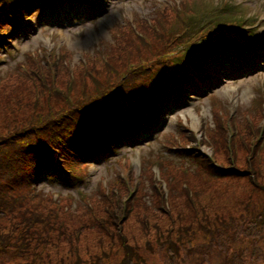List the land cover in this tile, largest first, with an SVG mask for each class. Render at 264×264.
Listing matches in <instances>:
<instances>
[{
	"label": "trees",
	"instance_id": "obj_1",
	"mask_svg": "<svg viewBox=\"0 0 264 264\" xmlns=\"http://www.w3.org/2000/svg\"><path fill=\"white\" fill-rule=\"evenodd\" d=\"M38 2L3 0L0 3V49L17 32L22 33V16L37 10ZM140 25L143 36L138 40L144 44L145 54L152 57L130 66L139 54L129 37L134 25L130 22L117 25L120 43L111 46L110 51L106 49L109 62L105 63V56L98 53L90 60L91 64H99L92 66L96 73L90 77L92 86L98 87L92 91L84 88L85 93L76 90V95L71 94L74 106L66 97L64 105L54 111L45 109L44 103L37 100L23 109L21 103L15 108L12 101L25 86L19 81V87L16 84L6 90L0 77V264H147L139 252V247L144 246L147 252L161 255L163 264H211L213 256L229 257L231 262L243 259L244 264L264 262V161L257 160L246 149L247 137L235 136L236 147L230 150L227 128L219 117L217 129L210 127L209 138L217 146L216 137L222 136L228 163H220L216 155L203 156L197 147L182 151L180 158L194 160L192 180L199 195L195 198L196 207L180 182L187 176L176 172L179 180L178 183L172 180L169 195L173 210L161 209L166 223H151L141 215H134L144 234L149 236L142 244L125 228L128 222L122 220L120 204L113 208L111 201L102 196L100 200L93 198L90 205L75 199L66 210L64 202L54 206L52 196L34 187L35 183L52 185L63 181L67 176L60 165L88 162L112 148L115 140L130 138L135 130L152 122L147 99L158 96L166 88L158 86L159 79L154 77L161 71L166 74L174 71L178 60L160 56L157 50L149 54L153 29L146 21H140ZM60 64H64L63 60ZM44 69L41 76H50L48 67ZM82 80L83 77H78L76 83ZM5 94L10 99L6 100ZM144 104L146 109L141 111ZM246 132L250 136L248 125ZM184 136L191 140L189 133ZM242 149L247 154L238 164ZM117 178L121 181L120 175ZM151 179L147 171V184L151 183L154 191L151 195H155L160 206ZM222 183L224 187H220ZM212 188L215 192L206 205L208 190ZM181 196L186 212L177 207V198ZM215 199L217 205L213 204ZM145 207L150 210L152 206L147 202ZM195 210L201 214L196 216ZM87 228L102 231L96 236V243L81 244L83 230ZM246 252L248 259L244 257Z\"/></svg>",
	"mask_w": 264,
	"mask_h": 264
},
{
	"label": "rangeland",
	"instance_id": "obj_2",
	"mask_svg": "<svg viewBox=\"0 0 264 264\" xmlns=\"http://www.w3.org/2000/svg\"><path fill=\"white\" fill-rule=\"evenodd\" d=\"M170 1L171 0H110L109 8L107 6L108 1H106V7L104 10L97 7L94 11V15L84 18L83 20H74V22L69 21L70 23L65 26V28L61 29L58 26H55L56 24L53 17L48 15L40 18L38 13L34 14L37 19V27L31 28L26 23L27 20H25L24 26L26 37H23L24 39L19 38L15 40V48L10 52L7 50L11 49L13 47L12 45H9L6 48V51L4 50L0 52V54L4 56L2 60L4 66L0 71V77L5 89H11V87L16 86V84L18 86L19 81H22L20 85L25 86L21 89L19 95H15L17 97L12 101V106L17 108L18 104L21 103L22 107H18L23 109L24 106L30 105L37 100L44 103L45 109L54 111L57 107H62L64 105L67 93L76 95V90L78 89L91 88L92 83L90 77L92 76L91 71H93L92 66H99L98 63H90L91 57L96 56L94 55L95 52L99 49H103L104 46L107 51H110L111 46L120 43V39H117V25L123 26L128 21L131 22L137 19L139 22L133 26L134 32L130 33L129 37L132 39L134 49L140 54L138 58L149 56L145 54L147 51H144V44L138 40L139 36H143L140 21L147 22V19L155 13L156 4L159 6L160 4ZM173 1L176 6L172 12L176 15L179 10H182L183 12L187 11L183 10V7H189L197 0H182L181 4L178 3V0ZM47 2L52 4L50 3V0ZM214 3L216 4V8H220L223 7L222 5L225 3V0H214ZM228 3L231 5L242 6L244 13H255L253 19L260 16L261 12L264 11V0H228ZM212 6L213 3L209 0H203V3L198 1L196 3V9H200V12H196L195 14H201V16L208 15L212 10ZM84 10V6L81 4L78 11L84 12ZM173 13L169 14L165 19L155 18L153 20L154 40H151L152 44L149 47V54L166 42V38L162 36L166 37L170 32V29L183 24L184 19L180 16H175ZM235 15L236 12L234 11H229L228 16L230 17L226 16L227 18L217 14L216 20H235L234 22L240 21L242 24H244V22L246 24L253 23L248 17H233ZM76 17L77 16H75V19ZM78 18H80V16H78L77 19ZM58 29H60V31ZM217 40L218 38H213L210 44L217 43ZM130 49H132V47L129 48V50ZM32 52H35L36 57H39L44 65H49L54 69V72L52 69H46L49 70V73L53 76L50 78L42 77L39 74L41 71H38L39 66L34 67L36 72H31V74L26 75V72L21 65L26 67L33 61L31 58V56H33L31 55ZM109 54L110 53H108V56ZM86 58H88L89 62L83 63ZM62 60L64 62L63 65L60 64ZM203 65L207 68L210 67L207 61H205ZM65 68L67 69V72L64 74ZM226 70L228 71V68H226ZM192 71L194 78L202 79L204 80V83L206 82L205 78L207 77L202 76L196 67L193 68ZM251 73L252 72L233 75L230 71V76H223V78L221 77L222 79L213 77L214 82L216 83L215 86L207 89L205 92L197 90L184 93L179 102L183 103L182 105L186 107H182L176 112H174L175 110L169 112L164 117V121L153 127L152 129L154 131H159V133L155 136L153 132L146 135L147 138L150 135L148 139L151 141H147L142 145H136V150L131 149V151H128L127 153H124V150L126 149L123 148L119 155L106 164L102 163L96 165L94 163L92 166H89V175H86L87 178H85L86 181H88V186H49V188H51L49 191L56 193V191H59L63 187L67 191L77 193L78 189L82 187V189L94 195L95 191V194L98 192L100 193V186L105 187L110 180L114 181L116 177L115 174L118 176L124 174L126 177L123 180V187L132 191L139 190L137 194L141 198L146 197V202L151 204V223H166V218L161 211V206H158V203L155 202L157 198L155 195H151L154 193L151 189L152 185L151 183L147 184L146 164L148 162L149 164L154 162L153 168L159 173L158 165L155 163L162 155H164L163 151L166 148L164 144L184 146L200 142L202 145L201 147L208 153H211L212 148L203 142L205 127L206 125H211L213 128L215 127V129H217V117H219L220 120L223 118V114L220 115L221 111H228L229 114H232L238 120H242L248 114L250 116L254 115L255 120L258 123L261 120L264 121V70L253 75H251ZM66 76L68 77L66 78ZM78 77H83V80L80 83H76ZM4 98H6V100L10 99L8 94H5ZM189 100H193L190 105L188 103ZM175 105H177L175 99L169 101L170 107H174ZM261 114L263 115V119ZM145 121H147V119ZM182 121H184V124L181 123ZM188 129H191L195 133L194 139L191 138L192 142H190L191 140L188 141L184 136L188 132ZM173 137L174 141H171V138ZM221 137L222 136L219 134L216 137L217 139L215 138L217 142L218 161L222 164H227L228 155L224 147V141ZM121 146L122 145H119V148ZM122 154H127V163H124V159L121 157ZM246 154L247 150L242 149L238 164H240ZM142 156L144 161H141ZM166 157L169 156L166 155ZM173 160L179 163V165H181V163H186V166L192 169L195 168L194 160L192 159L184 161L182 158H173ZM126 172L129 173L126 174ZM117 179L115 183H118ZM226 185L229 186L230 183H226ZM224 186L225 185L222 183L220 187ZM216 187L217 186H215V188ZM65 190L63 191L66 193ZM214 192V188L208 190L205 199L206 205L209 201L208 198ZM222 199L223 194L221 201H223ZM213 204L217 205V199L213 201ZM177 207L184 210V212L187 211L182 196L177 198ZM140 209L142 208H139L138 210ZM132 219H134V217ZM128 229H131V233H135L139 238V244L144 243L149 237L147 234H144L138 222H133V225ZM154 231V228H152L150 232L152 236ZM100 232L102 231L99 228L84 229L81 244L96 243V236H99ZM153 243L155 245L157 244V241L155 240ZM239 245L240 243L237 242L236 246L238 249H240ZM144 247H139V252L147 259V264H163L164 258L161 255L157 253H149ZM244 257L248 259L249 254L246 252ZM233 260L234 261L231 262L229 257L213 256L211 258V264H244L243 259L236 258ZM260 264H264V262H261Z\"/></svg>",
	"mask_w": 264,
	"mask_h": 264
}]
</instances>
